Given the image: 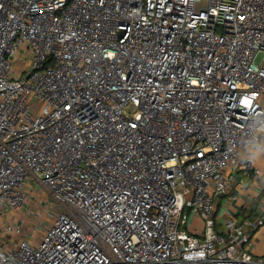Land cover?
<instances>
[{
  "label": "built area",
  "instance_id": "built-area-1",
  "mask_svg": "<svg viewBox=\"0 0 264 264\" xmlns=\"http://www.w3.org/2000/svg\"><path fill=\"white\" fill-rule=\"evenodd\" d=\"M260 53L264 0H0V264H264L215 213L264 184Z\"/></svg>",
  "mask_w": 264,
  "mask_h": 264
},
{
  "label": "crops",
  "instance_id": "crops-1",
  "mask_svg": "<svg viewBox=\"0 0 264 264\" xmlns=\"http://www.w3.org/2000/svg\"><path fill=\"white\" fill-rule=\"evenodd\" d=\"M254 152V159L257 166L264 168V147L252 148ZM33 179H29L27 187L33 188ZM216 211L217 220L219 222V231H223L224 223L228 218L234 217L242 219L243 214L249 215V210L256 209V218L264 216V184L254 178L252 175H243L239 173L236 182L226 192L216 198ZM250 217V221L255 220ZM202 224L201 219L197 216L193 218L191 228L200 227ZM251 251L256 256H264V225L261 226L254 234Z\"/></svg>",
  "mask_w": 264,
  "mask_h": 264
},
{
  "label": "rangeland",
  "instance_id": "rangeland-1",
  "mask_svg": "<svg viewBox=\"0 0 264 264\" xmlns=\"http://www.w3.org/2000/svg\"><path fill=\"white\" fill-rule=\"evenodd\" d=\"M263 55V53H260L258 55V61L262 59ZM32 182L33 188L35 189L29 190V193H27L25 204L22 207V212H20L21 216L17 215L16 217H21L23 220H25V232L30 233L35 230L34 234L40 236L41 238L42 232L51 224V222L55 218L57 210H55L56 213L54 215L55 211L53 209H50L48 205L44 203L43 199H46L47 197L45 189H43L41 184L36 180H33ZM44 213L47 214L45 218L43 217ZM8 221H12V219H7V222Z\"/></svg>",
  "mask_w": 264,
  "mask_h": 264
},
{
  "label": "trees",
  "instance_id": "trees-1",
  "mask_svg": "<svg viewBox=\"0 0 264 264\" xmlns=\"http://www.w3.org/2000/svg\"><path fill=\"white\" fill-rule=\"evenodd\" d=\"M254 212H256V209H251V210H249V215L248 216H245V213L243 214V218L242 219H240L239 218V220L240 221H243L244 219H247V218H251V219H254V218H256L258 215H255V213Z\"/></svg>",
  "mask_w": 264,
  "mask_h": 264
}]
</instances>
